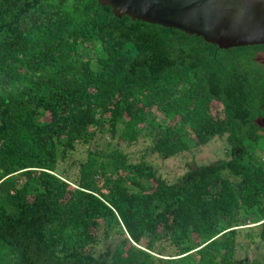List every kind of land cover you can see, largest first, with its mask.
I'll use <instances>...</instances> for the list:
<instances>
[{
	"label": "trees",
	"instance_id": "trees-1",
	"mask_svg": "<svg viewBox=\"0 0 264 264\" xmlns=\"http://www.w3.org/2000/svg\"><path fill=\"white\" fill-rule=\"evenodd\" d=\"M263 51L0 0V264H238L240 235L264 242ZM223 136L227 159L173 181L146 159Z\"/></svg>",
	"mask_w": 264,
	"mask_h": 264
},
{
	"label": "water",
	"instance_id": "water-1",
	"mask_svg": "<svg viewBox=\"0 0 264 264\" xmlns=\"http://www.w3.org/2000/svg\"><path fill=\"white\" fill-rule=\"evenodd\" d=\"M115 17L177 29L219 49L264 45V0H97Z\"/></svg>",
	"mask_w": 264,
	"mask_h": 264
},
{
	"label": "rangeland",
	"instance_id": "rangeland-1",
	"mask_svg": "<svg viewBox=\"0 0 264 264\" xmlns=\"http://www.w3.org/2000/svg\"><path fill=\"white\" fill-rule=\"evenodd\" d=\"M256 66L264 70V51L259 52L256 56ZM260 123L264 124V119L260 120ZM96 144H100L103 141V137L99 136L95 139ZM151 141L149 135H142L136 144L128 146L126 149L130 153H135L139 157L146 147H148ZM228 145L226 137H215L211 139L207 144L201 147L192 148L190 151L185 152L173 158L165 159L157 156L156 154H148L146 159L152 162L160 177L169 181L175 180L183 172L185 165L187 164H202L206 165L216 161H221L228 158ZM264 156V151H263ZM250 216V222L252 221ZM249 224L252 227L253 234L257 230V227ZM248 229V228H247ZM246 231V230H242ZM244 233V232H243ZM244 234L240 235L237 239V250L235 253V259L238 264H264V242L250 239H245Z\"/></svg>",
	"mask_w": 264,
	"mask_h": 264
}]
</instances>
